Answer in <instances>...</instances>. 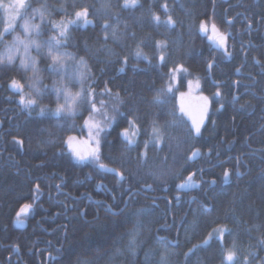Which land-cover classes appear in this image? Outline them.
Here are the masks:
<instances>
[{
    "label": "trees",
    "instance_id": "obj_1",
    "mask_svg": "<svg viewBox=\"0 0 264 264\" xmlns=\"http://www.w3.org/2000/svg\"><path fill=\"white\" fill-rule=\"evenodd\" d=\"M214 1L138 0L136 8L123 9V0H108L111 9L105 14L101 8L105 0H75L77 5L89 8L93 24L72 26L61 50L84 59L86 87L95 88L98 95L105 88L111 89L112 100L119 94L122 115H117L102 134L99 162L122 172V181L99 171L96 162L81 163L72 154L69 137L77 138L81 150L90 147L85 143L89 129L84 123L89 112L84 106L74 116L53 115L57 107L52 88L56 73L47 56L38 55L40 71L35 74L21 68L18 59L13 65L0 66V245L12 244L5 249L0 246L1 264H159L164 249L172 253L170 264H221L222 247H231L233 241L240 264L245 257L250 264L264 260V247L259 244L264 239V0H258L257 7L241 9L227 8L224 3L222 7L214 5ZM46 2L49 15L41 25L44 40L55 34L50 20L59 23L70 18L60 11V6L70 5L72 0ZM43 3L45 0H30L33 8ZM67 11L74 10L68 7ZM154 15L160 17L159 23ZM168 16L175 22L173 25L165 24ZM201 22H207L208 33L201 31ZM241 22L243 27L239 29ZM105 23L119 35L114 37L111 29L106 34ZM213 23L221 32L230 34V56L209 39ZM19 32L17 25L16 33L5 34L0 52ZM137 46L143 51L139 58ZM161 54L165 63L160 61ZM212 62V78L220 86H215L208 75L207 67ZM178 65L186 71L171 80L173 91L161 97L166 103L157 104V94L168 88L170 70ZM40 73L41 82H30ZM13 79L24 86L26 97L37 100L33 110L20 104L21 93L10 87ZM197 80V92L208 98V112L199 136L191 131L189 117L180 111L183 104L198 115L202 105L195 101L194 94H187L189 81L191 86H197ZM217 90L220 97L215 95ZM104 98L109 100L108 96ZM41 108L45 109L43 115ZM130 120L139 126V134L131 137L132 145L120 136ZM154 125L164 135L163 142L155 147ZM145 143L146 158L141 155ZM197 149L200 154L189 159ZM29 161L33 176L27 179L22 162ZM225 170L230 173L227 181ZM192 172L201 182L200 189L181 193L177 186ZM38 178L44 179L42 188L33 182ZM203 178L209 181L203 182ZM100 181L112 190L119 206L125 205L128 196L132 195L131 202L133 196H138L136 191L148 192L145 187L151 186L154 193L168 195L173 201L179 194L193 195L205 207L194 203L181 224L177 246H172L159 239L166 234L165 229L158 234L152 229L156 217L147 216L148 203L129 205L116 215L101 213L90 220L94 211L89 195H94V186ZM58 190L61 194L55 196ZM24 204L32 208L19 218L29 221L28 227L21 230L14 221ZM118 210L121 208L114 209ZM221 225L231 231L223 234L222 241L214 235L203 245L209 233ZM134 228L140 235L139 247L132 254L125 246ZM197 245L201 247L189 253ZM116 248H121L123 254L113 255ZM185 253H189L187 259Z\"/></svg>",
    "mask_w": 264,
    "mask_h": 264
},
{
    "label": "snow or ice",
    "instance_id": "obj_2",
    "mask_svg": "<svg viewBox=\"0 0 264 264\" xmlns=\"http://www.w3.org/2000/svg\"><path fill=\"white\" fill-rule=\"evenodd\" d=\"M138 6V0H123L122 8L123 9H134ZM48 4L45 0V3L41 4L39 8H33L28 0H0V10L3 11L4 15L2 18V28H0V41L4 40L5 34L16 33L17 28V20H21L20 28L22 29V35L15 34L13 35V39L11 44L5 45V50L0 52V66L3 65H13L16 61L17 55L21 52L23 55L20 57V67L25 69L26 71L31 69L34 74L36 72V60L31 56L30 52L32 48L36 49L37 54L41 53L42 50L46 49L45 55L51 60L50 68L53 72L60 75V81L56 82V86L54 91L57 96V107L53 113L57 117L61 115L66 116H74L77 111L87 106V110L89 112L88 119L84 121L85 126L89 129V139L87 144L90 145L86 150H81L79 147H72L70 144V148L72 150V154L76 157V159L81 162H96L98 168L106 171L115 172L117 176H119L120 180H124V174L116 169H108L107 166L103 163H100V145L101 140L103 138L102 134H106V129L110 128L112 124L115 122L117 115H122L119 111L118 105L122 103L118 97L119 94H115L117 99L112 100V92L111 89L105 88L104 92L100 95L96 93L95 88L86 87L85 82L87 80V74L84 71H81V67H87L83 58L77 59L74 56H70L69 53L62 51L61 49L67 43L70 37V29L74 25H82L88 26L93 24V20L89 18V8L86 6L77 5L75 0H72L70 5L61 4L60 11L64 12L70 18L66 20H61L59 23L52 22V27L55 29V34L52 35L48 40H40L39 37L42 35L41 32V24L49 15L48 13ZM71 7L74 11L72 13H68L67 8ZM165 11L167 10V4L163 5ZM101 8L104 10L105 14L110 11L111 4L108 0L101 5ZM98 11V10H97ZM39 16L41 23H34L33 21L36 17ZM153 19L159 23L160 17L158 15H154ZM175 22L173 21L171 16H168L165 24L173 25ZM231 24V21H228ZM251 27V25H249ZM111 29L112 35L114 37L118 36L119 33L112 25L105 23L103 26L104 32L107 34ZM200 29L204 33H208V24L207 22H201ZM230 34L221 32L215 23L211 25V35L209 39L212 41L214 47L218 50H223L226 56H230L231 53L228 51V36ZM157 46L160 47V42H157ZM143 55L142 49L137 46L136 56L139 58ZM68 59L72 60V65L69 66L66 61ZM161 63H165V56L163 54L160 55ZM127 59L125 58V63ZM209 68L212 67V64L208 65ZM122 70V69H121ZM186 71L183 65H178L177 67L170 70L172 76L170 77V83L168 88L161 89L157 94L156 103L163 105L166 103L164 99L161 97L165 96L166 93L173 91V86L171 80L176 79V74L179 72ZM240 69H237L239 72ZM78 82L80 87L79 90L73 92L69 85L72 82ZM191 81H189V87L191 88ZM197 87H199V81L197 80ZM239 84V81L236 82ZM10 87L15 88L17 91L21 93L20 95V104L30 111L34 109V106L37 105V100L32 96H25L23 93V85L19 83L17 80L13 79L11 81ZM216 97L221 96V92L219 90L215 93ZM105 96L109 97V100H105ZM184 96V93H181V97ZM63 99V103H60V100ZM203 101V105L199 109L198 115H193L190 111H188L184 105H181L180 111L182 114L187 115L191 120V131L194 132L197 136L201 134V128L204 124V119L207 116L208 112V98L201 97ZM109 103H111V108H109ZM45 109H40V114L43 115ZM175 114L173 113V116ZM176 121L174 120L173 123ZM129 127L122 129L120 132V136L123 137L127 144L132 145L134 141L131 139L132 136H137L139 134V126L136 125L135 121H128ZM135 129V130H133ZM75 139L74 137H69V142ZM164 135L163 131L156 127L155 125L152 128V144L153 146H157L163 142ZM18 143H22L18 141ZM145 152L141 155L146 158L148 143L144 144ZM199 150L193 151L189 159H194L199 155ZM225 181L229 178V171L225 170L224 172ZM239 175V172H237ZM194 176L196 173L193 172L189 174L182 183H180L177 187L179 189H189L193 187H198L199 185L194 180ZM215 183V181H213ZM59 188V185H57ZM37 189H39V185H37ZM32 205L24 204L20 211L16 214L17 219L21 217V215H26L28 211H30ZM109 211H111V206H109ZM142 214L141 212L137 213V216ZM21 223L23 221H20ZM231 230L227 228L226 225L218 226L213 229L212 233H209L208 237L203 241V245H207L213 236L219 240H223V234L225 232H230ZM129 239L127 242L126 250L132 254L135 253V250L139 247L138 237L140 235L137 229H133L128 233ZM259 244L264 247V239L259 241ZM201 247V245L194 246L193 249H189V253H192L195 248ZM18 250V249H17ZM222 262L221 264H240V260L237 253L236 243L233 241L231 247L223 248L222 247ZM189 253H185L186 259L188 258ZM123 250L121 248H116L113 255H122ZM172 253H169L167 249H164L159 257V264H170L169 257ZM253 257L255 254H250ZM111 259V258H110ZM243 264H250L248 257H245L243 260ZM260 264H264V260L260 262Z\"/></svg>",
    "mask_w": 264,
    "mask_h": 264
},
{
    "label": "flooded vegetation",
    "instance_id": "obj_3",
    "mask_svg": "<svg viewBox=\"0 0 264 264\" xmlns=\"http://www.w3.org/2000/svg\"><path fill=\"white\" fill-rule=\"evenodd\" d=\"M223 3L226 5V7H234L241 9L244 6L248 7H257L259 5L258 0H216L214 1V5L223 6ZM241 12L238 13V16H241ZM243 20V19H242ZM232 23V20H229ZM261 19L258 20L260 22ZM251 25V24H250ZM252 28V25L251 27ZM229 41V40H228ZM229 46V45H228ZM210 71V70H208ZM215 86H220L214 84ZM104 164V163H103ZM106 165V164H105ZM96 167L98 168L97 164ZM99 170V168H98ZM203 171H200L199 175L201 176V173ZM202 178V176H201ZM203 182H208L207 178H203ZM102 183V184H101ZM148 192H135L138 196H133L131 202L130 197L128 196L124 208L118 211H114V209L119 208L120 206L115 201V195L112 192V190L108 187V185L105 182H98L94 186V195H89V199L91 201L90 208L92 211H94V217L91 213V219H97L101 215V213H107V214H119L123 210H125L129 205L135 207L138 203H148L149 209H147V216L149 219L154 218V225L152 226V229H155V232L158 234L159 232L163 231L165 229L164 235H161L159 239L168 242L172 246H177L178 244V235L181 229V224L186 219V216L188 215L190 209L194 205V203L198 202L199 206H204V203L197 200L193 195H182L178 198L175 197V201L170 200L168 195H158L154 193L151 188L146 189ZM192 198H195L192 200ZM109 206H111V211H109ZM154 216V217H153ZM82 217L85 218V212L82 211ZM88 221V219H85ZM28 221V220H27ZM26 221V222H27ZM29 225V221H28ZM28 225L21 224L20 228H27ZM175 229V230H171ZM174 234L175 238L173 239L171 236Z\"/></svg>",
    "mask_w": 264,
    "mask_h": 264
},
{
    "label": "rangeland",
    "instance_id": "obj_4",
    "mask_svg": "<svg viewBox=\"0 0 264 264\" xmlns=\"http://www.w3.org/2000/svg\"><path fill=\"white\" fill-rule=\"evenodd\" d=\"M28 2L30 3V0H28ZM0 12H1L2 16H3V15H4L3 11L0 10ZM36 19H39V21H38V22H35V20H34V21H33L34 23H41L39 16H37ZM43 22H44V21H43ZM16 23H17V25H18V27H19V29H20V32L17 33V34L22 35V29L20 28V24L22 23V21H21V20H17ZM41 25H42V24H41ZM14 35H15V34H14ZM39 39H40V40H44L41 36L39 37ZM47 40H48V39H47ZM10 44H11V43H10ZM65 52L69 53L70 56H74L73 54H71V53L68 52V51H65ZM45 53H46V49L42 50L41 53H39V54H37L35 48H32V49H31L30 54H31V56L34 57L35 60H36V65H35V67H36V72H39V71H40L39 68H38V66H39L38 55H45ZM22 55H23L22 52H21L20 54H18L16 60H17V59L20 60V57H21ZM45 56H46V55H45ZM66 63H67L69 66H71V65H72V60H71V59H68V60L66 61ZM29 70H30V73L33 72L31 69H29ZM29 70H27V71H29ZM81 71H84V72H86V74H87V70H86L85 67H81ZM54 78H55V80H54L55 83H54L53 86H52L53 90H54V88H55V86H56V82L60 81L61 77H60L59 74L56 73V74L54 75ZM34 80H37L38 82H41V81L43 80V77H42L41 73L38 74V76L36 77V79H33V80L30 79V82L32 81V83H33V82H35ZM69 87L71 88V90H72L73 92H76V91L79 90L80 85H79L78 82H75V81H74V82H72V83L69 85ZM197 91H198V87H197V86H191V88L189 87L187 94H188V96L191 95V94H194V95L196 96V99H197V100H195L194 98H193V99H194L195 101H197L198 103H200L201 105H203V101H202V99H201V97H203V96H202V94H199ZM36 92H37L39 95L42 94V92H39V91H36ZM54 92H55V91H54ZM55 96H56V94H55ZM56 98H57V96H56ZM56 100H57V99H56ZM60 103H63V99L60 100ZM74 138H75V137H74ZM68 144H69V145L71 144L72 147H79V143H78V141H77V138L73 139V140L70 141V142L68 141ZM69 148H70V146H69ZM70 150H71V148H70Z\"/></svg>",
    "mask_w": 264,
    "mask_h": 264
},
{
    "label": "bare ground",
    "instance_id": "obj_5",
    "mask_svg": "<svg viewBox=\"0 0 264 264\" xmlns=\"http://www.w3.org/2000/svg\"><path fill=\"white\" fill-rule=\"evenodd\" d=\"M242 27H243V25H242V22H241L240 25H239V29L242 28ZM261 37H262V39L264 40V31L262 32ZM263 42H264V41H263ZM40 148H42V146H41ZM22 166L24 167V171H23V173H24V177H26L27 179H30V178L33 176V174H31L30 169H29V168L31 167V161H29V162H25V163L22 162ZM17 172H19V169L16 170V173H17ZM33 182H34V183H37V184H40V185H41V188H42V185L45 184V183H44V179H42V178H41V179H40V178H38V179H34ZM101 184H102V183H101ZM36 187H37V185H36ZM46 187H47V186H46ZM34 188H35V187H34ZM39 188H40V187H39ZM43 190L46 191V188H44ZM59 193L61 194V190H58V192L55 194V196H57ZM49 204H52V203L49 202ZM120 208L123 209V208H124V205H120ZM0 243H3V242L0 241ZM0 246H1L2 249H5V247H8V246H9V248H10V246H12V244H11V245H4V244H1ZM14 249H15V253H18V254L20 253L18 247H15ZM17 249H18V250H17ZM0 264H1V262H0Z\"/></svg>",
    "mask_w": 264,
    "mask_h": 264
},
{
    "label": "water",
    "instance_id": "obj_6",
    "mask_svg": "<svg viewBox=\"0 0 264 264\" xmlns=\"http://www.w3.org/2000/svg\"><path fill=\"white\" fill-rule=\"evenodd\" d=\"M227 45H228V42H227ZM212 65H213V63H212ZM208 69L210 70L211 68L208 67ZM215 84L218 85V83H215ZM108 169H113V168H108ZM103 171L108 172V173H111V174H115V175H116V173H115V172H112V171H106V170H103ZM118 177H119V176H118ZM189 189H191V188H189ZM189 189H182V190H189Z\"/></svg>",
    "mask_w": 264,
    "mask_h": 264
}]
</instances>
